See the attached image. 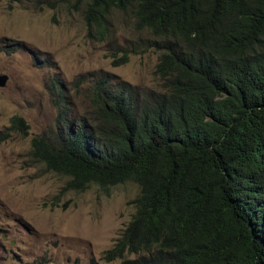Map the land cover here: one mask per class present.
<instances>
[{
    "label": "trees",
    "instance_id": "1",
    "mask_svg": "<svg viewBox=\"0 0 264 264\" xmlns=\"http://www.w3.org/2000/svg\"><path fill=\"white\" fill-rule=\"evenodd\" d=\"M56 2L81 11L97 41L113 13L132 15L149 38L113 47L114 67L159 53L163 92L99 73L88 114L75 116L60 94L54 127L31 140L29 161L64 177L62 191L138 187L135 213L102 260L264 264V0ZM9 129L27 134L18 116Z\"/></svg>",
    "mask_w": 264,
    "mask_h": 264
},
{
    "label": "rangeland",
    "instance_id": "2",
    "mask_svg": "<svg viewBox=\"0 0 264 264\" xmlns=\"http://www.w3.org/2000/svg\"><path fill=\"white\" fill-rule=\"evenodd\" d=\"M56 1L0 0V75L8 76L0 88V264H120L102 256L135 213L138 187L117 185L109 195L95 185L62 191L66 179L31 163L28 153L31 140L54 127L58 95L75 116L90 112L85 96L99 73L163 92L153 75L159 53L130 54L112 66L113 47L132 49L149 38L134 30L132 15L113 13L105 40L97 41L81 11ZM45 2L55 7L41 8ZM14 116L25 121L26 136L9 129Z\"/></svg>",
    "mask_w": 264,
    "mask_h": 264
},
{
    "label": "water",
    "instance_id": "3",
    "mask_svg": "<svg viewBox=\"0 0 264 264\" xmlns=\"http://www.w3.org/2000/svg\"><path fill=\"white\" fill-rule=\"evenodd\" d=\"M7 82H8V76L5 74H1L0 75V88L6 87Z\"/></svg>",
    "mask_w": 264,
    "mask_h": 264
}]
</instances>
